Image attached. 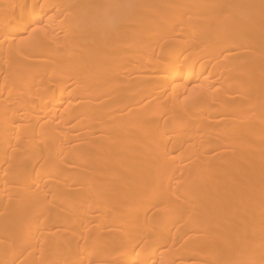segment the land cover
I'll list each match as a JSON object with an SVG mask.
<instances>
[{"label":"bare ground","instance_id":"obj_1","mask_svg":"<svg viewBox=\"0 0 264 264\" xmlns=\"http://www.w3.org/2000/svg\"><path fill=\"white\" fill-rule=\"evenodd\" d=\"M0 264H264V0H0Z\"/></svg>","mask_w":264,"mask_h":264},{"label":"rangeland","instance_id":"obj_2","mask_svg":"<svg viewBox=\"0 0 264 264\" xmlns=\"http://www.w3.org/2000/svg\"><path fill=\"white\" fill-rule=\"evenodd\" d=\"M173 18V17H172ZM176 26H179V25H176ZM160 43H162L161 41L159 42V43H157V45H159ZM156 45V46H157ZM106 98H104V100H105ZM119 104H122V102L121 103H119ZM170 169V167H168V168H163V170H164V172H168V170Z\"/></svg>","mask_w":264,"mask_h":264}]
</instances>
